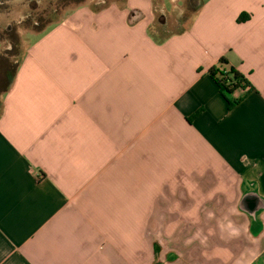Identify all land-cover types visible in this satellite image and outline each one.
<instances>
[{"label":"crops","instance_id":"1","mask_svg":"<svg viewBox=\"0 0 264 264\" xmlns=\"http://www.w3.org/2000/svg\"><path fill=\"white\" fill-rule=\"evenodd\" d=\"M197 1L162 38L163 0H126L27 47L2 96L0 264H264V0ZM221 58L249 82L231 110Z\"/></svg>","mask_w":264,"mask_h":264},{"label":"rangeland","instance_id":"2","mask_svg":"<svg viewBox=\"0 0 264 264\" xmlns=\"http://www.w3.org/2000/svg\"><path fill=\"white\" fill-rule=\"evenodd\" d=\"M126 0H3L0 1V55L15 62L24 57L27 47L37 40L38 34L62 22L74 10L82 6L101 9L110 6L124 7ZM197 0H163L158 9L165 10V17H156L153 34L162 38L166 32L191 24L197 9ZM183 15V18L177 19ZM165 20V23L163 21ZM177 20V21H176ZM163 24H165L163 26ZM167 24V25H166ZM172 25V26H171ZM203 60L197 53L185 54L190 59ZM186 72L189 68L186 64Z\"/></svg>","mask_w":264,"mask_h":264},{"label":"trees","instance_id":"3","mask_svg":"<svg viewBox=\"0 0 264 264\" xmlns=\"http://www.w3.org/2000/svg\"><path fill=\"white\" fill-rule=\"evenodd\" d=\"M245 20L243 15L239 17V22ZM22 59L11 61L7 56L0 55V116L3 112L2 96L9 92L14 85L18 68ZM219 68L213 67L209 73L217 84L221 95L224 97L231 110L241 101V99L233 100L232 96L238 89L247 88L249 82L243 74L233 67L226 68L227 61L225 58L219 60Z\"/></svg>","mask_w":264,"mask_h":264},{"label":"water","instance_id":"4","mask_svg":"<svg viewBox=\"0 0 264 264\" xmlns=\"http://www.w3.org/2000/svg\"><path fill=\"white\" fill-rule=\"evenodd\" d=\"M0 1H3V0H0Z\"/></svg>","mask_w":264,"mask_h":264}]
</instances>
